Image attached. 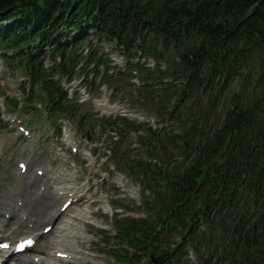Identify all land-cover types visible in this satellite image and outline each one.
Instances as JSON below:
<instances>
[{
  "label": "trees",
  "instance_id": "1",
  "mask_svg": "<svg viewBox=\"0 0 264 264\" xmlns=\"http://www.w3.org/2000/svg\"><path fill=\"white\" fill-rule=\"evenodd\" d=\"M107 44L125 56L126 69L109 72ZM141 49L154 57L172 51L179 84L162 87L164 95L136 87L131 78L142 66L130 59ZM82 57L91 89L98 78L174 128L100 118L70 102L54 76L72 78ZM0 60L27 76L24 101L35 93L52 117L118 135L115 169L148 194L140 207L117 205L142 214L113 218L105 253L117 264H152L155 244L171 248L163 264H179L186 247L197 251L203 240L224 254L200 264H264V0H0ZM235 75L239 91L224 102ZM216 82L222 100L200 103L197 91Z\"/></svg>",
  "mask_w": 264,
  "mask_h": 264
},
{
  "label": "rangeland",
  "instance_id": "2",
  "mask_svg": "<svg viewBox=\"0 0 264 264\" xmlns=\"http://www.w3.org/2000/svg\"><path fill=\"white\" fill-rule=\"evenodd\" d=\"M102 45L103 43H101ZM158 48L160 47L158 46ZM103 49L112 60L109 71L126 68V61L123 60V57L113 45L107 44ZM137 55L136 50L135 57L132 58L133 61L137 60ZM140 56L141 72L137 75L134 73L132 78L134 84L143 85L147 83V90L150 94L153 90L159 95L166 94L162 87H167L169 84H179L181 79L178 78L177 69L174 68L175 55L172 51L164 50L159 53L158 57H154L149 52L147 53L145 49H141ZM78 66L79 69L73 77L78 86L76 87L78 92L76 91V95L72 92L69 97L77 96L81 98L80 100L84 103L82 107L84 112L114 118L121 115L122 110H124L126 114L131 115L129 116L131 118L135 115L140 120L154 122V117L150 116V112L145 107L139 104L132 105L130 98L125 94L118 93L112 99L111 95L116 94L119 90L114 91L105 85L97 89V79L93 84L95 90L90 89L89 80L85 81L83 78L91 65L86 66L85 58L82 57ZM104 71V68L98 67V74ZM91 75L92 72L89 73L88 79ZM239 78L240 76L235 75L226 83L225 88L227 87V91L224 102L229 100L232 93L239 91ZM27 79L24 72L11 74L8 67L0 61V198H10L12 205L15 206L13 191H18L19 194L16 193V196L21 198L27 214L32 217L33 227L31 225L28 226L29 229L25 228L26 222L19 223L15 218L16 210L2 204H0V219L3 218L5 212L10 214L9 218H3V224H6L5 228H8L9 235L14 237L17 235V238L29 235V232L30 234H40L45 222L54 221L51 232L41 239L43 242L49 241L46 243L48 247L46 252L51 253L49 257L52 258L50 259L52 264H91L86 260H82L85 261L82 262L76 258V260H73L53 256L52 252L56 249L66 250L75 255L86 254L92 256L94 264H115L113 259L105 253V244L102 241L104 235L96 232V229L103 228L108 231V235H113L111 221L115 214H117V218L138 216V213L135 212L124 213L123 209L115 207L114 203L138 205L140 199L146 194L135 183L128 182V185H124V183L122 185L121 172L114 169V163L110 157L112 154L111 148L114 145L112 131H102L99 126L83 127V130H80L77 129L76 119L73 117L68 118L71 121H68L70 130L67 128L66 130L72 132V139H74L72 142L78 148L76 152H71L70 147L65 144L67 138L63 133V125L57 118L52 117L50 119L46 113H43L36 94L33 93L31 101L21 99L22 87L20 86L21 83L23 85L24 81L26 85H29V82H26ZM251 90L250 85L247 94L250 95ZM223 94V91L217 86V82L213 84V89L205 91L199 89L196 93L197 100L203 104L207 102L209 97L215 98L216 102H220ZM9 96L17 100L16 107L6 99ZM168 98L171 97L168 96ZM100 103H104L105 106H100ZM171 104L172 98L170 106ZM113 108H116L117 111L115 112ZM10 118L22 120L21 123L30 129L29 138L24 137L18 129L17 123H11ZM158 119L159 121L155 118L157 124L160 122L167 129L174 128L172 120ZM31 120L32 123H30ZM84 131L89 132L90 139H87L85 135H81ZM141 133L143 134V132H139V134ZM136 139V134L131 133L125 142H133ZM20 159L29 162L27 171L23 173L16 166L17 161ZM36 167L42 168L48 176L37 175L35 173ZM56 175H59L65 186H69L80 198V201L73 202L70 205L69 210L61 213L58 209L64 195L57 194V190L60 189L64 192L66 188L52 182L53 177ZM43 181H45V187L44 190H41L40 187ZM78 212H83V214L76 216ZM56 214H59V216ZM61 223H64L68 228L64 225L62 229ZM73 228L74 231H71ZM75 228H78L76 231L81 229L83 233L81 234V231L76 232ZM69 231L70 233H68ZM65 232H67L66 235ZM213 242L217 249L211 243H206L205 240L201 241L197 251L192 247H186L183 253V262L179 264H200L201 257L214 261L216 257L220 256L222 249L216 241ZM37 250L40 251L38 248ZM168 250L170 251L171 248ZM36 253L38 252L36 251ZM222 253L224 254L223 251ZM6 254H9V251ZM14 260L16 259H8L7 264H12ZM16 262V264H35L31 259L27 262L23 260ZM51 263L45 262L44 259L39 261V264ZM169 264L175 263L172 261ZM224 264H227V262Z\"/></svg>",
  "mask_w": 264,
  "mask_h": 264
},
{
  "label": "bare ground",
  "instance_id": "3",
  "mask_svg": "<svg viewBox=\"0 0 264 264\" xmlns=\"http://www.w3.org/2000/svg\"><path fill=\"white\" fill-rule=\"evenodd\" d=\"M66 136V138L68 137L69 138V141H71L72 139H71V137L70 136H67V135H65ZM13 152V151H12ZM37 169V168H36ZM56 181H59L58 183H60V182H62L63 184H64V181L63 180H61L60 179V177L58 176H56V178H55V181H52L54 184H56ZM123 183H124V185H125V181L123 180ZM64 186H65V184H64ZM65 190H64V192L66 193L67 191H69L68 190V188L65 186ZM67 190V191H66ZM57 191H62V190H60V189H58ZM59 193H61V192H58V194ZM64 195V199L61 201V204H60V206L62 205V203L65 201V200H67L68 198H69V196L70 197H72L74 194L72 193V192H67L66 194H62L61 196H63ZM55 197V196H54ZM74 197H76L75 195L73 196V198ZM53 199V198H52ZM56 199V198H55ZM51 200V199H50ZM79 200V199H78ZM16 201L17 202H19V201H21L20 199H16ZM54 201V200H53ZM0 204H2L3 206L5 205V206H10L11 208L13 207L14 208V210H16V215H15V218L19 221V222H26V226L27 227H25V228H27V229H29V227H28V223L29 222H32L31 221V218L29 217V215L27 214V213H25L24 212V210L22 209V207H18L17 205H15V206H13L12 205V200L10 199V198H6V197H3V198H0ZM71 204H69L68 205V207L70 206ZM66 209H67V207H66ZM18 210H21V212H17ZM59 210H60V208H59ZM87 210V209H86ZM85 211V210H84ZM71 212H73V211H71ZM86 212V211H85ZM84 212V213H85ZM90 212V211H89ZM76 214V213H75ZM83 214V212L82 213H80V212H78L77 213V215L76 216H79V215H82ZM89 214V213H88ZM88 214H87V218H88ZM85 216H86V214H84ZM53 216H56V215H53ZM59 216V215H58ZM25 217V218H24ZM57 217V216H56ZM61 217V216H60ZM3 218H5V215L3 216ZM0 219V233H1V235L2 236H4L6 239H9V240H11L12 241V244H14L18 239H20V238H16V239H14V237H12V236H10L9 235V233H8V228L6 229L5 227H6V224H3V221H4V219ZM83 218V217H82ZM51 223V220H49V221H47V222H45L44 224H43V226H42V228L43 227H45V226H47V225H49ZM18 226H19V224H17ZM64 223H61V228L62 227H64ZM22 226V225H21ZM66 226V225H65ZM9 227V226H8ZM67 227V226H66ZM65 227V228H66ZM12 228H13V226H12ZM68 228V227H67ZM52 229V228H51ZM63 229V228H62ZM76 229H78V228H75V231H76ZM28 231V230H27ZM71 231H74V228L71 230ZM78 231V230H77ZM76 231V232H77ZM80 231H81V234L83 233V231L80 229ZM80 231H78V233L80 232ZM29 232V231H28ZM68 233H70V231L68 232ZM24 234V233H23ZM23 234H21V235H23ZM27 234V233H26ZM29 234H30V232H29ZM37 233H34V235H35V237H37V235H36ZM41 234H43V231H42V229H41ZM67 234V232H65V235ZM84 235V234H83ZM82 236V235H81ZM16 237H17V235H16ZM81 238V237H80ZM41 240V238L39 237L38 238V241H36V244H34L33 245V247L34 248H37V247H40V249H42V251H43V253L44 254H35L37 257H38V260L40 259V258H42V259H44V260H46L48 263H51L50 261V259H52L51 257H49L50 255H49V253L47 254L46 253V250H47V245H46V243H48V242H43L42 240ZM45 240V239H44ZM56 251H61V250H59V249H56L54 252H56ZM6 252H8V249L7 250H0V258H2V257H4L5 256V254H6ZM20 255H22V257L23 256H25L26 254L25 253H23V254H20ZM53 256H54V254H53ZM75 258V257H74ZM18 259H20V257H18ZM25 260L27 261L28 259L27 258H25ZM52 264V263H51Z\"/></svg>",
  "mask_w": 264,
  "mask_h": 264
},
{
  "label": "water",
  "instance_id": "4",
  "mask_svg": "<svg viewBox=\"0 0 264 264\" xmlns=\"http://www.w3.org/2000/svg\"><path fill=\"white\" fill-rule=\"evenodd\" d=\"M88 139L90 138V135L88 133V131L86 132ZM159 246L156 245L152 251L149 253V258L151 260V262H153L154 264H161L163 262V260L165 259L166 255H167V251H160L158 252Z\"/></svg>",
  "mask_w": 264,
  "mask_h": 264
},
{
  "label": "flooded vegetation",
  "instance_id": "5",
  "mask_svg": "<svg viewBox=\"0 0 264 264\" xmlns=\"http://www.w3.org/2000/svg\"><path fill=\"white\" fill-rule=\"evenodd\" d=\"M36 235H38V234H36Z\"/></svg>",
  "mask_w": 264,
  "mask_h": 264
}]
</instances>
